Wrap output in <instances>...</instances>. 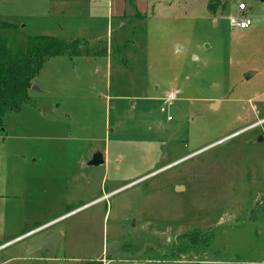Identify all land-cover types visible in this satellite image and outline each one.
I'll return each instance as SVG.
<instances>
[{
	"label": "rangeland",
	"instance_id": "rangeland-1",
	"mask_svg": "<svg viewBox=\"0 0 264 264\" xmlns=\"http://www.w3.org/2000/svg\"><path fill=\"white\" fill-rule=\"evenodd\" d=\"M160 1L115 31L106 0H0L11 51H80L2 119L0 264H264V0Z\"/></svg>",
	"mask_w": 264,
	"mask_h": 264
},
{
	"label": "trees",
	"instance_id": "trees-1",
	"mask_svg": "<svg viewBox=\"0 0 264 264\" xmlns=\"http://www.w3.org/2000/svg\"><path fill=\"white\" fill-rule=\"evenodd\" d=\"M213 7L214 5H211L214 11ZM8 28H11L10 24L0 21V126L6 113L20 111L22 103L28 99L27 92L32 85V80L45 61L56 56L77 57L80 55L77 41L66 45L49 36L29 37L25 41L23 50L13 52L7 47L1 35V30ZM204 236L191 235L188 240L196 246H205L207 239ZM85 264L102 263L95 261Z\"/></svg>",
	"mask_w": 264,
	"mask_h": 264
},
{
	"label": "crops",
	"instance_id": "crops-1",
	"mask_svg": "<svg viewBox=\"0 0 264 264\" xmlns=\"http://www.w3.org/2000/svg\"><path fill=\"white\" fill-rule=\"evenodd\" d=\"M106 7L107 20L115 25V31L127 24L128 19L132 14H134L135 17L134 20L131 21L133 25L136 21H144L148 19L147 12L150 7L156 11L161 9L167 10L165 8V3L160 0L156 1L155 4L148 0H106ZM135 14L141 18H136ZM152 17H154V14H152Z\"/></svg>",
	"mask_w": 264,
	"mask_h": 264
},
{
	"label": "built area",
	"instance_id": "built-area-1",
	"mask_svg": "<svg viewBox=\"0 0 264 264\" xmlns=\"http://www.w3.org/2000/svg\"><path fill=\"white\" fill-rule=\"evenodd\" d=\"M236 13L233 16L228 17V24L235 30H245L251 25V20L245 16L246 6L244 3H238L235 7ZM175 99L174 94H167L164 97V102L170 104ZM161 113L165 112L163 107H160ZM168 121L171 119L169 116L166 118Z\"/></svg>",
	"mask_w": 264,
	"mask_h": 264
},
{
	"label": "water",
	"instance_id": "water-1",
	"mask_svg": "<svg viewBox=\"0 0 264 264\" xmlns=\"http://www.w3.org/2000/svg\"><path fill=\"white\" fill-rule=\"evenodd\" d=\"M33 90H36V87H32ZM258 140L261 142L262 139L258 138ZM257 140V141H258ZM103 157L102 155L99 153V152H96L92 155V157L90 158V160L88 161L87 165L88 166H91V167H97L99 165H102L103 164ZM183 190V187H180V186H177L176 187V191H181ZM59 238V235L58 234H54V235H50V236H47L35 243H33L30 247H28L27 249V252L29 251H32V250H36L38 248H41L47 244H49L50 242H52L53 240ZM109 248H110V244L107 245V247L105 248V255L104 257H106L108 255V251H109Z\"/></svg>",
	"mask_w": 264,
	"mask_h": 264
},
{
	"label": "flooded vegetation",
	"instance_id": "flooded-vegetation-1",
	"mask_svg": "<svg viewBox=\"0 0 264 264\" xmlns=\"http://www.w3.org/2000/svg\"><path fill=\"white\" fill-rule=\"evenodd\" d=\"M90 160V159H89ZM88 163V162H87Z\"/></svg>",
	"mask_w": 264,
	"mask_h": 264
}]
</instances>
